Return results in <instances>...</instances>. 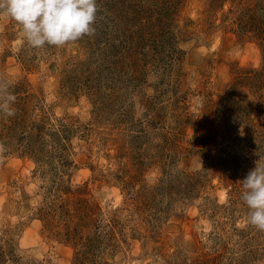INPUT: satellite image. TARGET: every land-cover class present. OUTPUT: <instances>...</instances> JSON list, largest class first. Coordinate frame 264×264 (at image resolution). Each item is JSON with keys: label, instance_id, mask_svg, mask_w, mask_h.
Here are the masks:
<instances>
[{"label": "rangeland", "instance_id": "374dc122", "mask_svg": "<svg viewBox=\"0 0 264 264\" xmlns=\"http://www.w3.org/2000/svg\"><path fill=\"white\" fill-rule=\"evenodd\" d=\"M29 46L0 17V264H264V0H96Z\"/></svg>", "mask_w": 264, "mask_h": 264}, {"label": "clouds", "instance_id": "9594fccd", "mask_svg": "<svg viewBox=\"0 0 264 264\" xmlns=\"http://www.w3.org/2000/svg\"><path fill=\"white\" fill-rule=\"evenodd\" d=\"M96 0H0V17L15 21L23 40L34 49L63 47L95 32ZM9 83H0V114L15 115L16 97ZM3 145H0V151ZM241 199L248 208V223L264 231V163L257 161L242 180Z\"/></svg>", "mask_w": 264, "mask_h": 264}]
</instances>
